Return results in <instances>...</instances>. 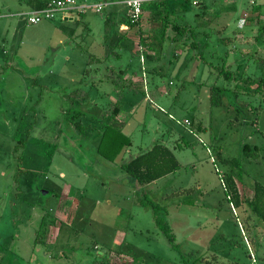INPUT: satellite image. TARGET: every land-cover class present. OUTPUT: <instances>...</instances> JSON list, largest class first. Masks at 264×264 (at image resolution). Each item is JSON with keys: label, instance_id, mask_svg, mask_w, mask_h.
<instances>
[{"label": "rangeland", "instance_id": "rangeland-1", "mask_svg": "<svg viewBox=\"0 0 264 264\" xmlns=\"http://www.w3.org/2000/svg\"><path fill=\"white\" fill-rule=\"evenodd\" d=\"M28 9L0 0V264H250L249 252L264 264V224L245 203L254 181L264 185V88L249 82L264 79V0L148 1L126 29L122 3L34 24ZM89 54L100 60L87 63ZM110 68L123 70L124 85L107 79ZM212 86L224 88L217 105ZM75 88L87 99L70 96ZM119 89L130 145L107 159L96 131ZM75 107L85 114L73 117ZM155 141L180 167L140 186L119 165ZM244 142L257 145V158L241 155ZM151 203L166 209L177 250Z\"/></svg>", "mask_w": 264, "mask_h": 264}, {"label": "trees", "instance_id": "trees-1", "mask_svg": "<svg viewBox=\"0 0 264 264\" xmlns=\"http://www.w3.org/2000/svg\"><path fill=\"white\" fill-rule=\"evenodd\" d=\"M50 0H26V4L28 5L29 9H39L44 7ZM109 1V0H108ZM115 1V0H111ZM151 1H158V0H150ZM148 3L144 2L142 4V8L145 4ZM77 13H81L77 11ZM163 22L161 28L163 29L167 23L168 14L163 12ZM169 19V18H168ZM138 20L134 23L127 24L129 26H133L136 24ZM108 25V20L105 19L104 27ZM170 29L173 30L175 33H178L180 29L183 27L177 23H171ZM166 28V27H165ZM113 52V51H112ZM100 59L93 54H89L87 63L89 62H97ZM256 61V60H255ZM260 64V62H259ZM90 68H85L84 73L87 72ZM263 72V70H262ZM228 73V71H227ZM224 73V77H228V74ZM123 70L118 69L117 73L113 68H110L109 71L106 73L107 79L113 83L117 84L118 87L124 85L121 83L123 78ZM121 81L119 82V80ZM249 82L256 83L254 87V91L257 92L261 88H264V79L262 76L258 77L257 80H249ZM127 88H131V83L127 82L125 84ZM224 88L212 86L210 88L209 94V101L212 105H217L221 102V92ZM121 89L117 92V97L114 101L104 104L103 111L107 116L106 120L102 123H99V129H97V143H96V152L107 159H113L119 151L123 147H127L130 145V140L124 134L120 132V130L124 126V121L117 118V114L121 109L122 106V94ZM79 94L81 100H86L88 97V93L85 90L75 88L74 90L70 91L71 94ZM73 109L72 116H78V114L84 115L85 113L82 112L79 108L75 107ZM74 126L80 131H84L85 127L79 121V119H75L73 121ZM185 144L178 143L175 148H180ZM241 155L246 156L248 158H257V145H249L248 143L244 142L240 148ZM219 157V154L215 155ZM221 162H230L231 164L237 165L239 162L237 159H220ZM180 167L178 161L176 160L174 154L172 153L171 149L161 142H153L144 150L134 154L133 156L129 157L128 159L122 161L119 165V168L126 172L138 185H146L150 182L155 181L156 179L169 174L173 173L176 169ZM234 173L230 170H225L221 173L220 177L222 179L224 189L226 192V197L229 203L232 206L238 207L241 203L240 195L237 189V186L234 181ZM189 189H186L187 193ZM185 203H192L193 199L185 195L182 200ZM245 203L251 213V219H253L254 223H262L264 224V185L261 182L254 181L252 194L249 198L245 199ZM152 211V217L156 228L163 234L166 242L173 250H177V244L174 242V237L171 232V229L165 219L166 216V209L163 206H159L155 203H151L149 205ZM254 235L251 237V241L253 240Z\"/></svg>", "mask_w": 264, "mask_h": 264}, {"label": "built area", "instance_id": "built-area-1", "mask_svg": "<svg viewBox=\"0 0 264 264\" xmlns=\"http://www.w3.org/2000/svg\"><path fill=\"white\" fill-rule=\"evenodd\" d=\"M120 3L124 4L125 15L129 23H134L140 18L142 4L150 0H118ZM110 2L108 1H98L90 4L76 3L75 0H50L44 7L39 9H28L24 12L26 16V22L28 24L37 23L43 19H48L52 17L54 12H59L64 15L67 12L72 11H83L85 8H90L95 12L100 11ZM244 18L238 19V25H241ZM185 124H188V120H183ZM248 257L250 259V264H258L255 255L249 252Z\"/></svg>", "mask_w": 264, "mask_h": 264}, {"label": "crops", "instance_id": "crops-1", "mask_svg": "<svg viewBox=\"0 0 264 264\" xmlns=\"http://www.w3.org/2000/svg\"><path fill=\"white\" fill-rule=\"evenodd\" d=\"M26 0H24V2H25ZM108 2H110V4H113V5H115V4H117V3H120L118 0H115V1H111V0H109ZM126 21H127V18H126ZM128 25H127V23H124L123 21H121V22H119V25H118V28L120 29L121 27L123 28V29H126V27H127ZM118 29V30H119ZM124 75V74H123ZM127 79V78H126ZM125 79V80H126ZM128 80V79H127ZM130 80V79H129ZM119 114H120V111L118 112ZM118 115V114H117ZM121 120V119H120ZM123 121V120H122ZM124 124H125V122H124Z\"/></svg>", "mask_w": 264, "mask_h": 264}, {"label": "water", "instance_id": "water-1", "mask_svg": "<svg viewBox=\"0 0 264 264\" xmlns=\"http://www.w3.org/2000/svg\"><path fill=\"white\" fill-rule=\"evenodd\" d=\"M63 20H71L72 19V13L71 12H67L62 16Z\"/></svg>", "mask_w": 264, "mask_h": 264}]
</instances>
